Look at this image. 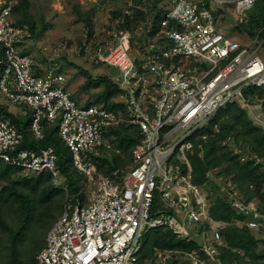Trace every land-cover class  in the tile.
Instances as JSON below:
<instances>
[{
    "label": "built area",
    "instance_id": "obj_1",
    "mask_svg": "<svg viewBox=\"0 0 264 264\" xmlns=\"http://www.w3.org/2000/svg\"><path fill=\"white\" fill-rule=\"evenodd\" d=\"M217 2L233 3L236 14L247 18L256 0ZM13 7L12 1L0 0V95L32 112L30 131L37 139L44 136V120L58 122L73 165L92 179L99 149L119 151L109 130L121 125V114L97 103L80 104L66 87L61 63L20 51L26 39L24 30L11 23ZM162 8L156 30L150 21L147 28H138V35L128 30L101 36L85 32V59L117 70L111 77L142 138L124 172L98 178L86 206L78 201L63 210L46 235L38 264H173L171 250L140 261L144 231L165 226L182 235L196 227L200 232L206 223L200 247L182 254L183 264H218L219 247L226 244L219 231L225 222L210 216L213 203L203 187L170 160L175 152L192 148L189 137L207 126L222 106L248 102L246 86H264L263 42L250 46L228 37L216 24L213 7L205 3L163 0ZM22 141L19 128L0 112V162L36 174L49 171L57 178L55 148L32 149ZM235 152L248 159L242 149ZM232 199L233 207L247 216L237 224L264 233V214L257 206Z\"/></svg>",
    "mask_w": 264,
    "mask_h": 264
},
{
    "label": "trees",
    "instance_id": "obj_2",
    "mask_svg": "<svg viewBox=\"0 0 264 264\" xmlns=\"http://www.w3.org/2000/svg\"><path fill=\"white\" fill-rule=\"evenodd\" d=\"M162 2L163 0H133V7H131L132 12L130 14H124V18H120L118 24L113 28L128 30L138 35V28L140 26L147 28L151 21L153 29H159V23L163 17ZM28 3L29 0L26 5H28ZM18 4H14L10 19L11 23L13 26L20 27L25 26L23 22L27 23L30 29V34L27 38L31 41V39L38 34L37 32L43 31L45 27H39L38 24H36L35 28V22L29 12V7H24L26 12L22 15ZM118 4L121 6L120 4H122V2ZM209 4L210 3H207L208 6H210ZM115 6H117V4H115ZM18 12L21 13L22 17L20 20L14 21L13 17L15 18ZM213 12L216 18H218L222 14L221 5L213 7ZM83 14L85 17L86 15H90L89 12H83ZM247 17L248 20L246 22H238V26L240 29L247 32L252 39H255V42L258 43L262 41L264 46V0H256L254 6L247 11ZM82 21L84 22L85 28L91 29L92 23L89 16L88 19L85 20L84 18ZM82 44L83 43H81V46ZM81 46L79 53L83 55L85 59V51ZM85 62L89 63L86 59ZM69 65L72 68H77L79 72L85 75L87 80L93 84L103 83L105 87L104 92H106L109 98L112 94L114 95L116 92L118 94L121 91V88L113 81L109 73H103L104 75L92 74L80 64L69 62ZM243 94L249 103L261 102L264 111V86H246L243 89ZM75 95V93L71 94V96L76 99ZM92 102L93 100L87 102L86 105ZM9 105V103H5L4 105L0 104V112L10 119L22 132L23 141L21 145L32 149H37L40 146H53L58 156L57 167L60 170V174L66 181H71L72 185H75L76 179L79 178L73 176L75 169L73 168L72 158L71 160L68 159L63 149L64 147L58 132V125L48 124L46 120H44V136L37 139L30 131L32 112L24 107L14 110ZM109 107L111 109H116L117 104L113 103L109 105ZM215 125L218 126V131L215 130ZM114 133L117 134L120 140V148L124 150L129 159L123 166H120V151H118L119 153L117 152L118 155L113 159L114 161H109L99 156L101 151L106 150L100 148L99 153L96 155L100 161L98 167L101 170L102 165L107 164L108 171L111 172L110 175L112 171L116 170L124 172L122 169L128 166L126 164L128 162H130L129 165L132 164V148L142 138L137 127L135 131L125 134H120L119 127L111 128L109 134ZM205 133H207L208 136L206 139H203L202 136ZM233 133H237L238 136L243 135L247 137L250 141L252 150L255 151L257 155H264V130L254 125L246 109L240 108L235 101H232L222 106L207 126L196 131L189 137L192 142V149L186 150L185 153L190 162V167L183 160L177 158V155L180 153L179 151L173 154L170 163L174 165L176 170L190 175L192 181L202 187L206 186L208 183H212L211 176L207 175L210 169L222 167V173L232 175L233 182L241 188L243 193L239 196L240 199L243 202H248L255 196L261 197L260 186L264 183V172L253 165V163L255 164L254 158H250L246 160L245 163H242L227 150V147L223 146L222 141L228 135H233ZM116 139L117 138H115V140ZM115 144L117 145V142ZM1 165L3 166L1 170L9 171L7 174L10 173L11 170H22L6 163H1ZM38 174H40L39 178L31 180H25V178H23V180L11 179L10 176L7 175V177H0L7 182L6 185L0 188V264H33L35 258L32 254L34 250L36 251L38 249V244L36 243L38 241L34 242L33 245L29 247L26 255H24V251L27 249L20 244L22 236L26 232L29 222L34 221L38 225L46 226L53 217L49 215V211L55 210L58 206V202L54 201L56 195H52V193L57 190L51 182L52 173L44 171ZM230 195L231 194H229V199H227V201L222 199L216 200L210 208V216L213 219L225 222V225L221 227L219 231L226 244L225 246L219 247L220 254L218 255V264H230L229 260L232 256L236 264H248L247 260L234 249L243 248L244 252L246 251L245 255L248 254L253 256L256 237L252 234L253 229L249 228L247 225L240 226L236 223L237 220H245L247 216L238 212L233 207V196ZM261 199L263 203H258V210L260 213L264 214V195H262ZM154 203L156 208H159L161 201L158 192L155 194ZM62 212L60 210L61 214ZM58 217L55 218L51 226H49V229L53 226ZM208 228V223L205 225L202 224L200 232ZM174 237H177V234L169 227L165 226L144 231L142 236V248L138 253L140 261H143V258L149 254L146 253L147 247L152 246V244L153 246L158 245L160 247L164 245L180 246L186 248V252H190L194 249L196 250L200 247L201 240L199 239H180L178 243H175ZM42 248L43 246L39 251ZM202 256L204 255L202 254ZM259 258L262 257L260 256Z\"/></svg>",
    "mask_w": 264,
    "mask_h": 264
},
{
    "label": "rangeland",
    "instance_id": "obj_3",
    "mask_svg": "<svg viewBox=\"0 0 264 264\" xmlns=\"http://www.w3.org/2000/svg\"><path fill=\"white\" fill-rule=\"evenodd\" d=\"M10 1L16 4L19 3L18 5L21 9L22 15L26 12L24 7H29V12L31 13L32 19L35 22V28L36 24H38L39 27H45L43 31H38V34L33 37L31 41L27 38V36L30 34L28 24L23 22L25 26H22L21 28L24 30L27 41H29L31 52L37 59L45 61L50 57H54L56 61L61 63L64 74L66 75V87L69 89L71 94H76V100L80 104H86L87 102L93 100L92 103L101 104L108 108H110L109 105H112L113 103L117 104V108L112 110H119L121 114L122 122L121 125L118 126L120 134L135 131L136 127L131 124L128 111L125 108L123 102L120 100L119 93L117 94L116 92L109 98L106 92H104L105 87L103 83L93 84L92 82L88 81L87 77L80 73L77 68H72L69 65V62L80 64L83 66V68L85 67L88 69V71L92 74L104 75L103 73H109L110 76L119 74L117 70L111 66H95L89 61V63L85 62L83 55L79 53L81 43H83L85 32L87 30V28L84 27V22L82 20L84 18L85 20L88 19L89 16V19L94 26L93 29L98 31L100 36L103 34L108 35L113 31V27L118 24L117 19L124 18V11L127 9L129 2H133V0H29L28 5H26L28 0ZM195 1L205 4L210 3L209 5L211 7L221 5L222 14L217 18V26L221 28L228 37L238 40L241 43H246L250 46H257L255 39H252L247 32L243 31V29H240L238 26V22H246L248 17L246 18V16L237 15L233 3L219 4L217 0ZM119 2H122V4H120L121 6H119ZM115 4H117V6H115ZM130 10L132 12L131 7ZM83 12H89L90 15H86L85 17L83 16ZM22 15L18 12L16 17H13V20H20ZM241 19H245V21H241ZM20 51L24 52L25 47L20 46ZM259 53L264 55V46L259 48ZM235 102L237 106L248 111L249 117L253 121L254 125L259 126L264 130V111L261 102ZM5 103H7V101L0 95V104L4 105ZM54 125H58V122H55ZM111 136L114 148L120 151V166H123L129 158L125 154L124 150L120 148V140L118 139L117 134L114 133L111 134ZM178 136L179 133L174 135L172 140L176 139ZM115 138L117 139L115 140ZM114 140L115 143L117 142L119 147L114 143ZM61 142L63 144V149L66 152L67 158L71 160L72 155L69 147L62 138ZM222 144L223 146L227 147V150L231 152L232 155L237 157V159L242 163H245L246 160L244 161L241 159L240 154L235 152V148L242 149L244 153H247L248 159L250 155L251 158H259L258 163L255 162L253 165L257 166L264 172V155H257V153L252 150L250 147V141L247 137L243 135L238 136L237 133H233V135H228L222 141ZM186 150H179L180 153L177 155V158H179V160H183L190 167V162L185 153ZM117 155V152L113 149H106L105 151H101L99 153L100 157L108 159L109 161H114L113 159H115ZM96 158L97 170L93 174L92 179H89L86 174H84L74 165L73 168L75 169V172L73 173V176L75 178H79L76 179L75 185H72L71 181H66L65 178L60 174V170L59 176L57 178L52 176L51 182L57 188V190H55L52 195H56L54 201L58 202L56 209L49 211V215H52L53 217L46 226L38 225L34 221L29 222V226H27L26 232L22 236L20 242L21 246L27 249L24 251V255H26L29 247H31L34 242L38 241L36 242L38 244V251L34 250L32 254L35 258L33 264H37V255L39 249L45 245V236L48 232L49 226H51L55 218L61 214L60 210L62 212L65 208L74 206L78 201L82 202V206H86L92 197V191L97 189L98 178L101 176L110 175L111 172L108 171V165H102V169L100 170L98 167L100 161L98 160L99 158L97 156ZM129 164L130 162L126 164L128 165L126 168L122 167L125 168L122 170L125 171L130 166ZM2 167L3 166L0 163V177L10 176L11 179L23 180V178H25V180H31L37 179L40 176V174L32 173L28 170H11V172L7 174L9 171L1 170ZM222 170V167H214L213 169H210L207 175L211 176L212 183H208L206 186H203L206 197L213 204L219 199L227 201V199H229V194L240 199L239 196L243 193L241 188L233 182L232 175L223 174ZM6 184L7 182L0 178V188ZM260 187V195L262 197V195H264V183ZM261 197L255 196L251 199V201L245 203H253V205L257 206L258 208V203H263ZM239 221L243 220H237L236 223ZM239 225L241 226V223ZM252 234L256 237L253 256L248 254L245 255L246 251L244 252L243 248H235L234 250L238 251L244 257V259L247 260L248 264H264V236H262L264 233L262 231L253 229ZM199 235H201L199 229L197 227L192 228L189 229L187 233L182 235L177 234V237H174V242L178 243L180 239L197 240L199 239ZM169 250L172 251L171 255L173 264H183L182 256L186 253V248L174 245H164L163 247H160L158 245L153 246L152 244V246L147 247L146 253L149 254H147V256H145L143 259L146 261H152V259L155 257V255H158V253L169 252ZM260 256L262 258H259ZM229 262L230 264H236L233 256L230 258Z\"/></svg>",
    "mask_w": 264,
    "mask_h": 264
},
{
    "label": "clouds",
    "instance_id": "obj_4",
    "mask_svg": "<svg viewBox=\"0 0 264 264\" xmlns=\"http://www.w3.org/2000/svg\"><path fill=\"white\" fill-rule=\"evenodd\" d=\"M15 4V3H14ZM130 7H133V4H132V1L131 2H129V5H128V7H127V9L124 11V14H130L131 13V10H130ZM119 22V19H117V23ZM17 27V26H16ZM93 25L91 26V29H89V28H87V30H89L90 31V34H91V36L93 35V34H98L99 35V32L98 31H95L94 29H93ZM114 31H120V29H116V28H114L113 29V31L112 32H114ZM111 32V33H112ZM110 34V33H109ZM108 34V35H109ZM27 36V35H26ZM25 39H26V41H27V38L25 37ZM29 43V41H27L26 43L24 42L23 44H28ZM29 52V51H28ZM95 65V64H94ZM4 98V97H3ZM5 99V98H4ZM6 100V99H5ZM7 101V103H9L10 105H12L11 106V108H13V109H19V108H21L22 106H16V105H13V104H11L8 100H6ZM14 107H16V108H14ZM25 113V112H24Z\"/></svg>",
    "mask_w": 264,
    "mask_h": 264
},
{
    "label": "crops",
    "instance_id": "obj_5",
    "mask_svg": "<svg viewBox=\"0 0 264 264\" xmlns=\"http://www.w3.org/2000/svg\"><path fill=\"white\" fill-rule=\"evenodd\" d=\"M23 46L25 47V51H27V52L29 51V53H32L31 50H30V49H31L30 45H28V44H23L22 47H23ZM32 54H33V53H32ZM33 55H34V54H33ZM34 56H35V55H34Z\"/></svg>",
    "mask_w": 264,
    "mask_h": 264
}]
</instances>
